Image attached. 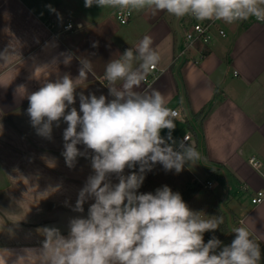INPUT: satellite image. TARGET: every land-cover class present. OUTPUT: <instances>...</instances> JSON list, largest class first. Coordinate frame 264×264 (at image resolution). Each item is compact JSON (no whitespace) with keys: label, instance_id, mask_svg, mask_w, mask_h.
I'll return each instance as SVG.
<instances>
[{"label":"crops","instance_id":"obj_1","mask_svg":"<svg viewBox=\"0 0 264 264\" xmlns=\"http://www.w3.org/2000/svg\"><path fill=\"white\" fill-rule=\"evenodd\" d=\"M115 12L85 7L84 0H0V52L8 49L13 55L8 63L0 60V264H33L31 252L42 248V230L56 227L67 236L69 220L86 218L94 202L88 200L83 213L74 211L80 189L94 174L91 150L89 158L78 157L73 168L67 167L62 155L67 124L63 119L59 127L54 123L51 139L37 135L27 114V97L64 74L76 79L80 61L86 58L93 71L77 82L76 102L70 107L79 112L81 92L111 100L104 80L106 64L135 48L145 35L152 37L161 60L148 75L154 77L138 91L156 89L164 94L168 107L176 108L181 118L176 122L179 130L172 132L174 139L189 133L201 154L180 173L191 175L200 187L199 182L207 179L215 182L208 190L225 205L230 226L239 227L243 221L249 228L260 244L264 264V199L250 201L255 191L264 190V22L214 20L213 26H220L214 31L212 26L211 42L178 56L182 18L134 11L122 24ZM66 22L73 28L63 30ZM210 102L198 120L195 113ZM167 132L164 129L161 135L166 137ZM77 147L85 151L84 145ZM253 157L258 166L249 163ZM157 164L160 174L155 165L144 174L148 183L164 184L177 174ZM206 167L216 169L219 176H209ZM138 170V165L125 168L124 175ZM198 171L205 172L204 179L195 175ZM110 180L118 183L114 174Z\"/></svg>","mask_w":264,"mask_h":264},{"label":"clouds","instance_id":"obj_2","mask_svg":"<svg viewBox=\"0 0 264 264\" xmlns=\"http://www.w3.org/2000/svg\"><path fill=\"white\" fill-rule=\"evenodd\" d=\"M85 7L96 5L121 14L149 11L166 12L176 18L193 17L198 21L221 20L227 24L255 18L264 22V0H84ZM145 35L135 48L126 49L105 66L111 100L101 94L79 93V112L70 107L76 102L78 81L92 73V62L81 59L79 75L64 74L54 82H45L27 99V114L37 135L51 139L53 124L61 119L62 155L70 169L78 157L89 158L94 174L78 193L74 211L87 217H73L68 235L56 227L42 230V248L31 252L33 264H260V244L249 228L232 231L235 238L223 245L216 236L206 243L204 234L216 231L223 216H206L192 210L179 192L164 185L155 193H139L145 173L157 163L166 171L181 172L185 164L201 158L195 142L177 141L172 132L178 113L168 107L159 90L140 89L159 64L161 56ZM12 54L0 52L8 63ZM138 62V64L136 63ZM135 64V66H134ZM119 82V83H118ZM70 108V110H69ZM66 110L67 113H66ZM82 113V115H81ZM167 129V136L161 131ZM77 145H84L85 151ZM250 164L258 166L255 157ZM139 170L124 175L125 168ZM118 179L113 184L112 175ZM29 259V258H27Z\"/></svg>","mask_w":264,"mask_h":264},{"label":"built area","instance_id":"obj_3","mask_svg":"<svg viewBox=\"0 0 264 264\" xmlns=\"http://www.w3.org/2000/svg\"><path fill=\"white\" fill-rule=\"evenodd\" d=\"M130 15L127 13L121 14L117 10L115 12V17L118 20V22L124 24L128 21ZM255 19V18H254ZM183 32H182V47L179 50L178 56H185L187 52L194 48L197 45L205 46L208 45L212 39V26L213 21H198L193 17H183ZM256 20V19H255ZM257 21V20H256ZM77 26H80V23H77ZM63 30H69L73 28V24L71 22H66L62 26ZM218 33L220 35H224L225 32L223 29L219 28ZM203 55L200 54V57ZM154 77V74L152 76H147L146 82H149ZM178 113L177 118H180V114L176 108H172ZM181 119V118H180ZM187 137V139L190 141V134L186 133L182 136L181 140L184 139V137ZM252 158L249 159V161ZM257 162V161H256ZM259 165V163L257 162ZM253 165V164H252ZM203 188L211 189L215 185V182L213 180H205L204 182H199ZM264 199V190H257L254 192V194L251 196L250 201L252 204H257ZM241 222V221H240ZM236 226L232 225L230 226V233H231V239L235 238V233L232 231Z\"/></svg>","mask_w":264,"mask_h":264},{"label":"rangeland","instance_id":"obj_4","mask_svg":"<svg viewBox=\"0 0 264 264\" xmlns=\"http://www.w3.org/2000/svg\"><path fill=\"white\" fill-rule=\"evenodd\" d=\"M216 26H213V31L217 27L220 26L218 23H215ZM211 42V41H210ZM179 130V127H176V130ZM200 168L203 170V167L199 164ZM155 169L154 170H158V174H160L161 170L158 169V164H155ZM174 170V169H173ZM195 175H197L200 179H204L205 178V172H199ZM157 182H159L158 178H155ZM166 178H163L162 180H164ZM168 180V179H167ZM185 181L187 183H185ZM151 182L148 183V178L145 177L142 186L140 187V189L138 190L139 193H155V190L157 188H160L164 185H167L168 187L171 188V190L173 192H179L182 196V198L184 199V193L186 191V187L189 184H193L194 183V179L191 175H183L182 173H173L171 174L170 178L168 181L161 183V184H157L155 183L154 185L150 184ZM192 186V185H191ZM220 192V190H219ZM188 194V193H187ZM213 202H217L218 205L226 212L227 216H228V222H229V215L226 211V207L223 203L219 202V199L217 196H215V194H213L212 190H208V189H204L202 187L199 186V189L197 191H195L190 197H188V199L185 201V203L192 209L195 211H199L202 214H205L206 216H211V205ZM230 219H232V216H230ZM229 224V228H230V223ZM231 235V233H230ZM232 239H228V241L224 240L222 241V246L223 245H230L231 244Z\"/></svg>","mask_w":264,"mask_h":264},{"label":"trees","instance_id":"obj_5","mask_svg":"<svg viewBox=\"0 0 264 264\" xmlns=\"http://www.w3.org/2000/svg\"><path fill=\"white\" fill-rule=\"evenodd\" d=\"M212 102L208 103L205 107L201 108L197 113H195V117L198 120H201V117L205 114V112L208 110ZM209 176H219L216 169H212L211 167H206L205 168ZM192 185V186H191ZM199 184L194 181L193 184H189L185 189L184 193V201L188 199L195 191L199 189ZM188 193V194H187ZM223 216L224 218V223L220 225V227L214 231V232H206L204 234V240L205 243L212 237L216 236L218 239L221 241H228V239H231L230 235V228L228 224V216L226 212L218 205L217 202H213L211 205V216Z\"/></svg>","mask_w":264,"mask_h":264}]
</instances>
